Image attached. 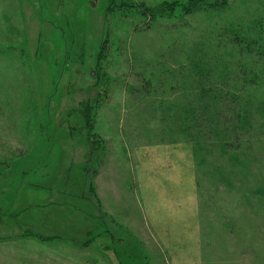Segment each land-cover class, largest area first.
Masks as SVG:
<instances>
[{"label": "rangeland", "instance_id": "rangeland-1", "mask_svg": "<svg viewBox=\"0 0 264 264\" xmlns=\"http://www.w3.org/2000/svg\"><path fill=\"white\" fill-rule=\"evenodd\" d=\"M205 3L0 0V264H264V0Z\"/></svg>", "mask_w": 264, "mask_h": 264}, {"label": "trees", "instance_id": "trees-1", "mask_svg": "<svg viewBox=\"0 0 264 264\" xmlns=\"http://www.w3.org/2000/svg\"><path fill=\"white\" fill-rule=\"evenodd\" d=\"M203 1H205L206 2L205 4H207V5H210V6L213 5L214 9H220V8L226 7L228 5V0H211V1L203 0ZM141 6L143 7L144 5H141ZM143 8L145 9V13H147L148 15L151 14L150 10L148 8H146V7H143ZM158 9H161V7H159ZM151 11H153V10H151ZM158 12H159V10L155 11L154 13H158ZM247 44H250V45H247ZM245 45H246V48L248 46L249 50L247 52L249 53V55L252 56L251 53H255L258 57H264V48L259 47L258 45L255 46V45H253V43H249V42H246L244 40L243 46H245ZM261 64H262L261 69H260L261 72L260 71L258 72V74H261V75H258V76H260L261 78H264V62H261ZM239 66L240 65H238V67ZM242 74L246 75V74H250V73H248L247 71H243ZM252 75H254V74H252ZM252 78L254 79L255 77L253 76ZM213 94H216V93H213ZM220 94H222V95H217V97L219 98L218 105L216 103V108L213 110H210L208 113L211 116H213L214 118L219 117L220 118L219 120H221V122H220L221 124H219V125H221L222 128L226 130V132L227 131L231 132L234 129V126L230 125V120H228L229 117H226L225 113L230 110V112L226 113L230 117L233 116V113L236 114V110L234 112H233V110L235 109V106L237 107V104L234 102L235 101L234 98H232V96H230L232 94H228V93H220ZM230 105H232V106L234 105V106L232 107ZM218 107H220V111H219ZM200 124H202V125H200ZM200 124L197 127H199V129H203V128L205 129L206 126L204 127V125H206V124L202 120H201ZM215 124H216V122H214V125ZM199 129H197V130H199ZM203 134H205V130H204Z\"/></svg>", "mask_w": 264, "mask_h": 264}, {"label": "crops", "instance_id": "crops-1", "mask_svg": "<svg viewBox=\"0 0 264 264\" xmlns=\"http://www.w3.org/2000/svg\"><path fill=\"white\" fill-rule=\"evenodd\" d=\"M87 232H88V231H86V233H87ZM86 233H85V234H86ZM78 236H79V235H78Z\"/></svg>", "mask_w": 264, "mask_h": 264}]
</instances>
